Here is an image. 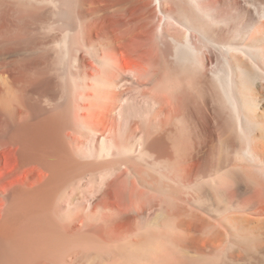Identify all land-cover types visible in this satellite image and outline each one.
Here are the masks:
<instances>
[{
  "label": "bare ground",
  "instance_id": "1",
  "mask_svg": "<svg viewBox=\"0 0 264 264\" xmlns=\"http://www.w3.org/2000/svg\"><path fill=\"white\" fill-rule=\"evenodd\" d=\"M0 264H264V0H0Z\"/></svg>",
  "mask_w": 264,
  "mask_h": 264
},
{
  "label": "rangeland",
  "instance_id": "2",
  "mask_svg": "<svg viewBox=\"0 0 264 264\" xmlns=\"http://www.w3.org/2000/svg\"><path fill=\"white\" fill-rule=\"evenodd\" d=\"M28 20H30V18H26V19H25V22H23V23H26V21H28ZM10 35H11V34H10Z\"/></svg>",
  "mask_w": 264,
  "mask_h": 264
}]
</instances>
